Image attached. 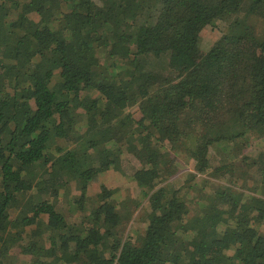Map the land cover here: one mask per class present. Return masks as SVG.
Segmentation results:
<instances>
[{
    "label": "trees",
    "instance_id": "1",
    "mask_svg": "<svg viewBox=\"0 0 264 264\" xmlns=\"http://www.w3.org/2000/svg\"><path fill=\"white\" fill-rule=\"evenodd\" d=\"M15 246L18 264H264V0H0V264Z\"/></svg>",
    "mask_w": 264,
    "mask_h": 264
},
{
    "label": "rangeland",
    "instance_id": "2",
    "mask_svg": "<svg viewBox=\"0 0 264 264\" xmlns=\"http://www.w3.org/2000/svg\"><path fill=\"white\" fill-rule=\"evenodd\" d=\"M257 20L258 19L248 18V24L254 23L255 27H257L258 30H260L261 29V23ZM225 25H226V23H224L222 21H218L215 29H213V30L207 29L205 32H203V36L201 38V45L206 47V46H208L209 43H213L221 35V31L224 29ZM259 33H261V30L259 31ZM121 166H122V169L124 171L123 175L125 176V175H129L132 173V171L137 166V162L134 158L128 156V157H125L123 159ZM105 177H107L106 174H103V176L100 177L99 182H94V183L88 185V195L89 196H93L95 193H97V191L99 190L101 182L105 181L104 180ZM116 179H117V183L122 186V190L120 191L121 196L126 194V190L127 191L130 190L129 195L132 196V198L137 197L136 195H138V193H139L138 189L133 187L131 182H129L122 175H118ZM107 180H108V178H106V181ZM168 181L173 182V183H178L179 181H181V179L178 177H172V178L168 179ZM67 191L69 192L70 188ZM71 191L72 192H69L70 194H68V196L65 195L62 198V200L58 202V205H57V207H58L57 209H59L60 211H64L66 213V215L69 214L72 211V208L74 207L73 204L71 205L72 196L77 195L79 192V191H77V189L74 186L71 187ZM67 212H69V213H67ZM136 213L137 212L133 213L132 217L130 218L131 221L128 223L127 228L130 225H133V226L141 225V223H139V220L136 219V217H137ZM28 229H30V227H28ZM125 232H127L126 229H125ZM18 253H19L18 246H15L14 248H12L10 250V252H9L10 259L8 260L10 262V264H18V260L16 259V257L18 256ZM23 264H25V263H23Z\"/></svg>",
    "mask_w": 264,
    "mask_h": 264
}]
</instances>
